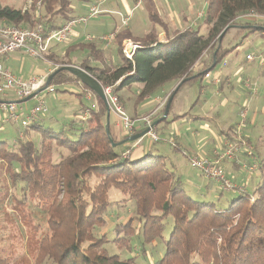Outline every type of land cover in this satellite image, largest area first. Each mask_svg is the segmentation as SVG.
<instances>
[{
  "label": "trees",
  "instance_id": "obj_1",
  "mask_svg": "<svg viewBox=\"0 0 264 264\" xmlns=\"http://www.w3.org/2000/svg\"><path fill=\"white\" fill-rule=\"evenodd\" d=\"M40 2L33 0L29 10L24 9L25 6L14 8L0 4V22L30 29L43 25L47 32L58 30L61 25H57L56 20L58 17L68 19L71 0ZM39 5L47 13L45 17L38 13ZM252 13L264 17V0H207L206 35L200 29L186 28L169 34L168 41L162 43L155 30L138 41L126 31L120 32L115 42L120 57L117 64L106 61L104 51L93 54L100 42L95 40L97 42L87 45L93 50L92 60L101 64L93 66L87 59L79 67L90 73L102 87H113L112 92L124 109L127 103L123 102L121 93L134 85L143 87L137 96L140 103L169 83L178 86L189 79L175 95L174 90L168 96L166 106L173 96L170 114L178 92L187 84L203 81L234 49L222 47L231 29L239 28L246 36L264 37V19L244 18ZM152 21L160 24L157 15H152ZM227 27L229 31L219 45L218 39ZM126 41L142 46L131 59L123 52ZM208 52L207 58L204 57ZM198 61L201 64L194 72L192 68ZM61 62L56 71L68 65ZM68 84H80L95 98L97 109L90 110L87 120L79 116L78 121L73 120L68 129L62 131L45 128L38 120L24 131V139L14 141L13 147L0 142V202L9 198V189L3 184L11 183L12 187L24 191L38 207L27 215L28 222L33 221L36 229L31 233L30 241L35 242L33 238L40 227L46 225L48 228L38 239L36 264L43 263L44 255L54 264H137L136 257L122 260L119 256L104 254L100 248L111 242L128 247L129 237L134 234L133 219L115 226L113 241H109L106 234L97 232L107 226L111 207L109 191L113 188L125 196L123 202L134 203L140 220L137 229L145 242H164L165 254L155 264H264V181L253 194L245 190L233 191L236 193L226 202L227 208L207 199L206 194H191L178 174L167 165L165 156L149 152L141 159L133 160L131 148L119 154L106 133L107 110L102 99L67 72L55 74L50 86ZM166 106L160 112L162 115ZM167 120L168 117L163 121ZM121 131L125 136L119 139L112 134L110 126L114 144L119 145L143 132L136 130L129 135ZM30 132L39 135L40 142L27 141L25 138ZM74 135L76 139H73ZM125 152H130V158L124 157ZM256 163L258 170H262L264 161L257 160ZM89 178H96L95 186L89 184ZM197 196L203 199H196ZM218 199L222 200L221 195ZM168 218L173 220V227L169 239L165 240L163 233ZM98 235L101 237H96ZM2 255L0 251V264H7Z\"/></svg>",
  "mask_w": 264,
  "mask_h": 264
},
{
  "label": "rangeland",
  "instance_id": "obj_2",
  "mask_svg": "<svg viewBox=\"0 0 264 264\" xmlns=\"http://www.w3.org/2000/svg\"><path fill=\"white\" fill-rule=\"evenodd\" d=\"M183 1L193 4L192 12L195 14L194 19L199 23L201 33L206 35L208 33V26L205 23L207 0ZM31 2H33V0H0V4L3 6H12L14 8H21L25 6L24 9L28 10L30 9ZM165 2H167V5L170 6V8L168 7L169 10H171V8H175V0H165ZM96 4L97 0H71V6L67 16L68 18L77 16H80V18L87 17L91 6ZM104 5H107L112 11L108 13L103 12L102 10ZM164 7L165 9L167 8L166 6ZM158 8L159 7L155 3V0H141L139 3H135L134 0H127V5L122 0H108V2L98 5V9L100 11L99 15L93 19H89L87 23L78 24L73 28V32H78L79 37H77V39L86 44L85 49L79 54L86 58V55L90 53V48L87 45L89 43L87 41L88 35L97 38L99 35L112 32L117 26L119 28V26L122 25L119 15H122L123 17L131 16V19L134 16L136 20L142 23L143 27L141 29H144L142 32L149 31L152 28L150 13H156L158 10L161 12V10H163V8ZM39 10L41 12H39ZM38 13L44 14V17L47 15L46 11L41 9H38ZM202 15L203 17H201ZM59 19L63 21L64 17ZM250 21L253 20H249V22ZM243 22L245 23V21ZM243 22L240 21V23L244 24ZM79 31L81 33H79ZM256 39V36L253 35L246 36V32H241L239 28L231 29L225 36L222 42V47L225 49H234L230 50L225 58L217 64L213 70L211 69L209 73L210 78H204L202 81V85L209 87L210 89H208L205 94L201 93V81H195L185 85L176 95L173 109L170 114H168L167 121L160 122L162 119V116H160L162 114L160 112L163 108L154 111L152 114L146 115H153V127L161 140L159 143L153 144L149 137L144 138L145 140L143 145L149 143L150 148L153 149L151 151L152 154L158 156H175L173 151L174 148L163 142L168 140L169 137H172V142L176 144V139L178 140L180 137L182 143H196L200 146H206L207 150L212 148L214 151L216 149L214 156L225 150L227 142H235L241 146V149L238 154L235 153L236 155L233 160H237L236 156H238V158L243 161L242 164L247 165V162H251V159H248V157L245 156V153L248 150H253L256 158L259 161L261 160V163H263L264 67L262 66H264V52L261 53L257 50L255 43ZM76 40L73 38L70 39V41ZM116 54L117 52L115 53V56L118 55ZM207 54H209V52L206 53L204 57L207 58ZM249 55L253 56V61L247 60V56ZM58 63L61 64V60L58 61ZM117 63L118 60L114 62V64ZM30 65H32L31 62ZM74 66L79 67V64ZM197 70L198 69L195 68L192 69L194 72ZM222 74L229 76L232 87L227 88V86H224L223 91L221 90V95H217V90L212 89L211 81ZM170 86L171 85L166 88L169 90ZM55 89V93H43V97L49 108V114L45 120L44 127L52 128L56 131H62L66 130L68 125H70L73 120H79V109L82 104L85 106L90 104L91 106L92 103L84 98L87 93L85 90H83L81 94L83 97L78 96L81 92L79 86L76 84L57 85ZM130 93H132V88L121 93L123 102H125L129 95H131ZM162 95V92H158L153 97L158 98ZM166 97L157 100L155 99L157 108L160 106L159 100H163ZM92 100L93 102H96L94 97H92ZM27 105L32 108L35 106V101L31 99L27 102ZM74 111L76 112L75 114L73 113ZM66 114L71 115V120L66 117ZM110 115H114L111 110ZM175 116L179 117H176V120L173 121ZM51 122L53 125H51ZM157 122L159 125H156ZM110 123L112 125V130H114L113 117H111ZM226 124L229 125L225 126ZM11 125L13 124L7 126L4 134L0 135V142H6L9 147L14 144V141L19 139V132ZM223 128H225L226 131L223 132ZM78 133V131L75 132L76 135ZM113 133V135H115V132ZM76 135L72 136L73 139L77 138ZM25 139L27 141L35 140L36 142H40V136L36 134V137L34 138L33 135H31V132L26 135ZM249 139H251L253 143L254 141L261 142V147L258 149V147L254 146V149L252 147L254 144L251 143ZM223 143H225L224 148ZM165 144L167 146H164ZM218 149L223 150L218 151ZM116 150L119 154H121L126 149H124L123 145H119L116 147ZM199 155L200 154L193 156ZM200 157L206 158L201 155ZM208 159L211 160V157L209 156ZM55 160L57 161L58 158L56 157ZM230 161L232 160H227L223 163L225 171V165ZM187 166L194 179L204 178L199 172L192 169L189 161ZM232 174L228 173V178L233 181L235 179V175L233 176ZM238 174L239 176L244 175V179L242 181H246L247 179L250 181L247 184V190L251 194L255 192L254 190H257L258 183L264 181V167L256 173H250L240 167V172H238ZM251 174L253 177L252 180H250V176L248 177V175ZM257 177H259L258 180H256ZM204 180L209 181L207 178H204ZM88 181L92 187L97 183L96 178H89ZM234 185L236 190L244 189L242 187H238L235 183ZM3 186H6L9 189V198L4 202H0V251L3 254L2 256H4L7 260V264H36L39 249L38 239H40L41 235H44L48 231V228L46 225L40 227V229L37 230V235L33 238L35 242L30 241L31 233L36 229L34 228L35 226L33 225V221H31V223L28 222L27 215L31 214V211H36L38 208L36 206V202H31L24 191H21L18 187H12L11 183H5ZM214 188L215 194L213 196H207V199L217 203V205L221 208H227L228 205L226 202L232 199L234 195L228 194V192L219 189V187L215 186ZM1 189L4 190L3 187ZM220 195L222 200L218 199ZM109 198L111 207L107 215V226L99 229L97 232L106 234L108 240L113 241L116 238L115 226L117 224H125L129 220L133 219L134 234L129 237L130 243L128 247L130 248L127 246L120 247L119 245L111 242L105 245L102 244V247H100L101 251L109 256H119L122 260L136 257L137 264L157 263L165 254L166 249L164 242L162 240H156L154 243L145 242L144 237L140 236V232L137 229L139 227L140 220L135 213L134 203L123 202L125 200V196L122 193L113 188L109 191ZM196 199L203 198L198 197ZM27 209H29L30 212L27 211ZM165 224L166 229L163 233V237L167 240L171 234L173 220L168 218L165 220ZM96 237L100 238L101 235ZM121 237L123 238L124 236ZM46 257L47 256L44 255L45 260L42 264H54L50 258Z\"/></svg>",
  "mask_w": 264,
  "mask_h": 264
},
{
  "label": "crops",
  "instance_id": "obj_3",
  "mask_svg": "<svg viewBox=\"0 0 264 264\" xmlns=\"http://www.w3.org/2000/svg\"><path fill=\"white\" fill-rule=\"evenodd\" d=\"M122 1H124L125 4L127 5V0H122ZM139 1H141V0H134L135 3H139ZM105 2H108V0H106ZM155 3L159 7L158 9L163 8V10H161V12H159V10H158V12H156V13H150V20L152 23V28L149 31L142 32V31H144V29H141L143 27L142 23L139 22L138 20H136V18H134V16L131 19V16H130V22H129V25L127 27H123V24H122V25H120L121 28H120V26H119V28L117 26L116 28H114V30L112 32L105 33L103 35H99L98 37L110 36L116 32L120 33V32L126 31L129 35H131L133 37V39H135V41H138L140 39H143L145 36H147L152 30H155L157 35H158L159 42L165 43L168 41L167 40L168 35L172 34L175 31H182V30H185L186 28H198V29H200L199 23L196 22V20L194 19L195 14L192 12L193 4H191L189 2L186 3V1H183V0L182 1L181 0H175V5H174L175 8L174 9L171 8V10H169L170 6L167 5V2H165V0H155ZM164 6L167 7L166 8L167 10L165 9ZM184 6H185V8H184ZM102 11L105 13H108V12H111L112 10L107 5H104ZM152 15H157L159 17L160 24L154 23L152 21ZM201 17H203V15ZM59 18H62V17L57 18V20H56L57 25L62 26L67 20L78 19V18H80V16L64 19L63 21H61ZM120 18H121V16H120ZM121 21H122V19H121ZM161 23H163L165 25V27ZM79 33H81V32L79 31ZM253 36H256V38H257L255 40L257 50L259 52L263 53L264 52V37H262L260 35H253ZM77 37H79L78 32L75 31L70 36V39L73 38L76 40ZM124 44H125V42H124ZM68 49H70V51L66 55V51ZM84 49H85L84 42H81V40L77 39L76 41H70L66 46H54L50 50L49 54L45 57V59L31 58V57L26 55L24 50L15 52L5 59L4 65L7 68H9L16 76L20 77L23 80L27 81V80H31L33 78H43V77H46L49 80V78L53 75V73L58 68V66H59L58 61H60V60L65 61L66 63L71 64V65H78L79 64V66L82 62L86 61L87 59L92 62L93 66L101 64L100 62L98 63V62H95L92 60L91 54H92L93 50H90V53L86 55V58L83 57L82 55H80L79 53H82V51ZM116 49H117L116 43L112 44L109 47H106L105 44L99 42L96 44V47L94 49L93 54L95 52L104 51V53L106 54L105 55V57L107 59L106 61L114 63L118 60V62H119L120 57L117 54H116L117 56H115ZM30 62L32 63V65H30ZM262 67H264V66H262ZM169 85H171V86H170V89L168 90L166 87ZM211 85H212V89L217 90L216 91V92H218L217 95H221V90L223 91L224 86H227V88L232 87L231 79L229 78V76L223 75V74L217 76L216 79L212 80ZM78 86H79L80 92H81V93L80 92L79 93L82 94L84 89L82 88V86L80 84H78ZM176 87H177L176 83H169V84L165 85L164 87H162L158 91V92H162L163 95L161 97H158V98L153 97L155 95L154 94L152 96H147L143 102L139 103L137 101L138 100L137 96H138L139 92L143 89V87L141 85H134L132 87V93H130L131 95H129V97L126 100L127 104H125V107H126L125 110L128 113V115L130 117H133V118L143 117V116L152 114L154 111L158 110L156 100L163 98V97H166V96H169L175 90ZM204 87L205 86L202 85V80H201L200 91L203 94H205L207 92V90L210 89L209 87H205V89H204ZM158 92H156V94ZM81 97H83V95ZM2 101H4V102L5 101H11V102H16V103L19 102L18 105L21 108H24L25 110L31 109V106L27 105L28 101L20 102L15 98V96L13 94H10L8 97H1L0 96V102H2ZM173 104H174V102H173ZM87 107H90V104L88 106H85L82 104V106L79 109V111H80L79 116L83 117L82 115L86 111L85 109ZM172 109H173V105H172ZM75 111L73 112L74 114L76 113ZM59 113H61V112H59ZM66 117L69 120H71V115L66 114ZM111 117L114 118V125H113L114 130H112V127H111L112 134H114L113 132H115V135L117 138H119V139L123 138L125 136V133L123 131H121V129L119 127H117V120L114 117V115ZM162 117H163V115H162ZM176 117L177 116L174 117L173 121L176 120ZM46 118H47V115L41 117L39 119V122L42 125H44ZM53 120H55V119H53ZM56 122H57V120H56ZM10 124H13V123L8 121V119L6 118V115L0 111V135L4 134V132L6 131V127L9 126ZM229 124H226L225 126H228ZM51 125H53L52 122H51ZM11 126L13 128H16L17 131L20 132L19 128L16 125L13 124ZM110 126H112L111 123H110ZM223 129H224V130H222L223 132L226 131L225 128H223ZM140 131H141V129H140ZM31 135H33L34 138L36 137V133H34V132H31ZM144 138H142L138 141L132 142L133 144L130 142L122 144L124 146V149H129V148L132 149L133 160L141 159L142 157H144L146 154H148L149 152H151L153 150L150 148L149 143L146 145H143L144 140H145ZM171 139H172V137H169V139L165 140L163 143H166L169 146L170 145L169 141ZM249 141L251 143H253L251 139H249ZM175 142H176L175 147L170 145L172 148H174L173 151H174L175 156L163 155L166 157L167 165L173 171H175L178 174V176L181 178V181L183 183L184 188L189 193H191V194L197 193V195L206 194L208 197L213 196L215 194V191H214L215 188L214 187L215 186L220 187V184L217 182L210 181V180L206 181V180H204L205 177L202 179H194L192 177L191 171L187 165H188L189 159L193 155H198V154L206 157L207 159L210 156L211 160H214L216 157V156H214L216 153V151H215L216 149L214 151L212 148L207 150L206 146H202V145L200 146L196 143H193V144L192 143H186L185 144V143L181 142L180 137L178 138V140L176 139ZM166 144L164 146H167ZM253 144L254 145H252V147L253 148H254V146L258 147V149L262 145V143L259 141H256V142L254 141ZM224 145H225V143H223V148H224ZM204 149H206V150H204ZM222 150L223 149H218V151H222ZM248 151L245 153V156H247L248 159H251V162H247L248 163L247 165H253V164L257 165L256 162L258 159L255 156V152L252 150L253 156H249ZM242 163H243V161H241L238 158V156H237V160H232V161L228 162L225 165L226 175L228 177V173H231V174L233 173L232 175L233 176L235 175V177H234L235 179L233 181L232 180L231 181L234 182L238 187H240V188L242 187V188H244L243 190L248 192L247 184L250 181H248V179L246 181H242L244 179V175L239 176V174H238V172H240V167L243 168V166H244ZM244 163H246V162H244ZM230 168H231V170H230ZM243 170H244V168H243ZM249 176H250V180H252V178H253L252 174L248 175V177ZM258 178L259 177H257L256 180H258ZM200 180H203V181H200ZM258 185H259V183H258ZM254 191H256V190H254ZM235 193L236 192H232V193L230 192L228 194L234 195Z\"/></svg>",
  "mask_w": 264,
  "mask_h": 264
},
{
  "label": "built area",
  "instance_id": "obj_4",
  "mask_svg": "<svg viewBox=\"0 0 264 264\" xmlns=\"http://www.w3.org/2000/svg\"><path fill=\"white\" fill-rule=\"evenodd\" d=\"M105 1L106 0H97V4L91 6L87 17L68 20L58 30L50 32H47L43 25H38L37 27L30 29L26 27L8 26L0 22V96L8 97L10 94H13L20 102H26L30 97H32L35 101V106L29 110L21 108L18 105L19 102H0V111L6 115L8 121L19 128V139H24V131L30 125L37 122L41 117L49 114V108L43 97V93H55L56 89L48 84V79L46 77L33 78L27 81L21 79L4 65L5 59L11 54L22 50H24L26 55L31 58L45 59L54 46H65L70 42V36L72 35L73 28L76 25L85 24L89 19H93L99 15L100 11L98 9V5L104 3ZM40 7L41 6L39 5L38 9H40ZM120 16L123 27H127L130 22V16ZM244 18L256 21L264 19V17L255 13L244 16ZM117 33L118 32L113 33L110 36H100L97 38L88 35L87 41L92 42L98 40L105 44L106 47H109L116 42ZM138 45L139 43L126 41L123 46L125 56L131 59ZM131 49L133 52H131ZM247 60L253 61V56H247ZM200 64L201 61H198L193 68L198 69ZM205 78L209 79L210 75L207 74ZM104 91L111 108L110 110L117 120V127L124 130L129 135H132L136 130L141 129V131H145L149 129V132L145 137H149L153 144H157L161 141L158 134L155 132V128L153 127V115L132 119L119 102V99L112 94L113 87L104 88ZM92 97L93 95L91 93H86L85 98L92 104L90 109L83 114L82 119L84 120L89 118L90 110L97 109V103L93 102ZM167 100L168 97L163 100H159L160 106L158 110L166 106ZM169 143L175 147L172 140H170ZM240 149L241 146L237 143L227 142L225 150L221 153H217L214 160L200 156H192L189 159V163L192 169L199 172L201 176L219 183L224 191L233 192L236 190L235 185L227 177L223 163L227 160H233L234 156L240 152ZM248 154L249 156H253L252 150H249ZM124 157L130 158V152H126ZM243 168L250 173L258 171V166L256 164L244 165ZM237 191L244 192L242 189H238Z\"/></svg>",
  "mask_w": 264,
  "mask_h": 264
},
{
  "label": "water",
  "instance_id": "obj_5",
  "mask_svg": "<svg viewBox=\"0 0 264 264\" xmlns=\"http://www.w3.org/2000/svg\"><path fill=\"white\" fill-rule=\"evenodd\" d=\"M229 27H227L222 34L220 35L219 39H218V43L219 45L221 44L226 32L228 31ZM142 46L139 44L137 49L141 48ZM136 49V50H137ZM131 52H133V50L131 49ZM136 52V51H135ZM134 52V53H135ZM59 72H67L69 74H71L72 76L78 78L82 84L86 85L87 87H89L98 97H100V99H102V101L104 102L105 106H106V110H107V124H106V133L109 136L110 142L112 143L113 147L116 148L119 145L125 144L127 142H135L138 141L142 138H144L146 136V134L149 132V129L143 131L142 133L136 134L132 137H130L127 141L121 143V144H114L113 139L111 137L110 134V122H109V117H110V106L108 103V99L107 96L105 94L104 88L102 87V85L88 72H86L85 70H83L82 68L78 67V66H74V65H65L63 67H61L58 71H56L48 80V84L51 83L53 77L55 76V74L59 73ZM189 79L181 82L175 89V93L174 95L177 93V91L179 90V88L185 83L187 82ZM32 97H30L29 99H27V101L31 100ZM173 100V96L170 98L167 106H166V110L165 113L162 117V119L160 121H163L167 118L168 114H169V110L171 107V103ZM158 124V122L156 123V125Z\"/></svg>",
  "mask_w": 264,
  "mask_h": 264
},
{
  "label": "bare ground",
  "instance_id": "obj_6",
  "mask_svg": "<svg viewBox=\"0 0 264 264\" xmlns=\"http://www.w3.org/2000/svg\"><path fill=\"white\" fill-rule=\"evenodd\" d=\"M158 125V124H157ZM157 133V132H156Z\"/></svg>",
  "mask_w": 264,
  "mask_h": 264
}]
</instances>
